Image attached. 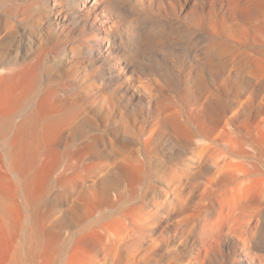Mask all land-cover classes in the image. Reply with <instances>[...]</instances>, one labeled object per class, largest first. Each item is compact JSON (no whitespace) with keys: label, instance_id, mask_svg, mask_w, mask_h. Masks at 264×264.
<instances>
[{"label":"rangeland","instance_id":"rangeland-1","mask_svg":"<svg viewBox=\"0 0 264 264\" xmlns=\"http://www.w3.org/2000/svg\"><path fill=\"white\" fill-rule=\"evenodd\" d=\"M23 66L35 79L20 115L49 104L42 121L82 119L71 128L53 125L47 140L39 133L26 175L11 165L0 132V264H109L108 239L125 233L123 216L139 212L144 199L159 213L147 236L167 242L140 264L191 259L186 254L200 246L196 236L218 206L178 235L185 212L168 213L155 200L192 165L196 132L225 129L264 146V0H0V72ZM103 135L108 149L101 152ZM89 142L94 146L77 162L75 153ZM120 145L139 161L126 163L122 179L108 170L103 182L113 191L103 200L89 190V172L111 162ZM48 166L47 180L26 186ZM258 190L248 181L236 194ZM257 215L260 231L250 244L264 256V204ZM144 228L140 221L137 229ZM215 238L211 263L232 264L225 234ZM130 249L129 242L113 248L114 264ZM241 256L237 264H264Z\"/></svg>","mask_w":264,"mask_h":264},{"label":"bare ground","instance_id":"bare-ground-1","mask_svg":"<svg viewBox=\"0 0 264 264\" xmlns=\"http://www.w3.org/2000/svg\"><path fill=\"white\" fill-rule=\"evenodd\" d=\"M34 79V71L29 66H23L19 71L1 68L0 132L3 137L7 136L6 146L11 165L23 175L30 172L34 164L35 152L32 143L39 133L43 135V139L47 140L52 133L53 125L71 128L82 119L72 121L69 120V117L61 116L56 119L49 117L42 121L44 115L47 114L45 112H50L49 104L40 105L39 108L20 115L25 101L33 90ZM67 105L69 104L66 100L61 102L62 108L67 107ZM237 117L238 114L232 115L230 121H227L225 125L230 124L231 120ZM39 126L42 129L41 132L38 130ZM214 133L215 131L195 133L197 144L193 159H191L192 165H188L186 170L181 171L167 183L171 190L169 193H165L164 200L156 198V206L164 208L168 213L173 211L185 212L177 223L180 227L178 229L181 230L180 233H177L178 235L190 232L202 217L209 214L216 205L218 206L215 215L208 217L203 222L202 229L196 236L197 245L200 246L187 253L186 257L191 259L183 261L182 264H204L202 257L205 258V262L210 264L213 259L215 260L211 252L217 251V245L220 241L215 237L222 234L226 236L225 240L229 245L228 253L233 258L232 264H237L239 259H243L244 256L241 255L256 256L258 261H261L264 256L253 251L254 248L251 247L250 243L255 241L257 238H255V234L260 231V215L256 216V214L264 204V146L248 141L243 134L230 138L225 129ZM249 137L252 136L249 134ZM88 146L92 147L94 143L89 142L83 145L77 151L78 153H75L77 162L84 158ZM107 149L108 137L103 135L102 150L99 149V151L102 152ZM137 161L139 158L133 152L126 154L124 145L116 146L111 162L110 160L101 161L99 170L89 172L91 177L89 190L106 200L113 191L103 182L108 170L115 169L117 175L122 179L128 176L130 171L127 168L130 166L126 163ZM210 168H213L214 171L205 178V181L191 183L195 174ZM51 171V167L48 166L40 176L27 177L25 179L26 186L34 184V187L37 188L40 183L47 180ZM254 175L255 177L251 178ZM248 181H253L259 185L258 193L254 195L251 193L236 194L239 187ZM195 190L199 191L196 200L193 198ZM230 192L232 194L228 197ZM149 202V200L144 199L140 206H137L139 212L133 211L132 214L123 216L125 233L120 238L108 239V245L118 250L126 242L131 244L130 251L125 252V254L119 251V261L124 262L123 264H140L153 260L154 254L166 246L167 239L165 237L155 241L147 236L146 231L154 225V217L159 214L157 210L147 206ZM151 202L154 204V198ZM256 217L255 222H252V218ZM140 221L145 225L144 232L137 229ZM235 239L240 240L243 246ZM260 240L264 241V238ZM113 248H109L106 254L109 264H114L117 261L112 254ZM236 255L240 256L236 258Z\"/></svg>","mask_w":264,"mask_h":264}]
</instances>
